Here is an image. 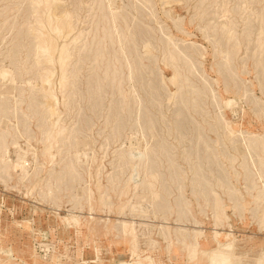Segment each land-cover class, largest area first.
<instances>
[{"label": "rangeland", "instance_id": "1", "mask_svg": "<svg viewBox=\"0 0 264 264\" xmlns=\"http://www.w3.org/2000/svg\"><path fill=\"white\" fill-rule=\"evenodd\" d=\"M33 1L0 0V69L10 70L15 80L0 77V264H207V253L226 241L215 239L214 231L228 230L240 264H254L264 252V180L257 170L259 152L250 156L244 139L264 138V47L259 46L264 0H116V28L108 0H60L50 11L42 4L34 8ZM66 14L72 32L56 37L53 29ZM104 32L108 35L102 37ZM117 34L135 64L132 79H127ZM44 42L52 49L39 56L36 47ZM147 44L151 53L144 51ZM173 44L192 63L194 77L179 63L183 76L167 80L173 75L168 55ZM62 45L72 56L64 87L56 64ZM96 50L105 52L102 58H96ZM47 55L53 62H45ZM46 69L52 71L48 86L55 114L49 111L52 101L44 98ZM225 124L235 131L234 139ZM56 126L66 127V134L56 135ZM48 133L57 137L49 152ZM145 147L152 154L148 165L132 167L129 161ZM18 154L24 157L25 175L13 167ZM145 171L156 177H148L152 188L143 181ZM218 212L223 218L216 222ZM125 225L134 230L129 236ZM193 231L202 233L196 258L188 262L184 244L195 242Z\"/></svg>", "mask_w": 264, "mask_h": 264}, {"label": "bare ground", "instance_id": "2", "mask_svg": "<svg viewBox=\"0 0 264 264\" xmlns=\"http://www.w3.org/2000/svg\"><path fill=\"white\" fill-rule=\"evenodd\" d=\"M31 1V0H30ZM59 1L60 0H35V1H33L32 3H33V6H34V8H37V6L38 5H40V4H42L43 5V7H45V10L46 11H50V10H52L53 8H56L57 6H58V3H59ZM115 1L116 0H108V9H109V12H110V16L111 17H109V18H111V24H113V27H115L116 28V23H115V13L113 12V9H115L116 7L114 6V3H115ZM62 2V1H61ZM31 3V4H32ZM60 4V3H59ZM134 6V5H133ZM146 6V5H145ZM31 7V6H30ZM41 7V6H40ZM102 7V6H101ZM100 7V8H101ZM105 7V6H104ZM136 7V6H135ZM134 7V8H135ZM31 9V8H30ZM57 9V8H56ZM138 9V8H137ZM32 10H33V8H32ZM31 10V11H32ZM33 12V11H32ZM53 12V11H52ZM42 13L44 14V12H43V10H42ZM48 13V12H47ZM50 13V12H49ZM48 13V14H49ZM41 14V13H40ZM52 14H54V13H52ZM70 14V13H69ZM38 15V14H37ZM50 15V14H49ZM57 15V14H56ZM55 15V16H56ZM63 15V14H62ZM261 15V14H260ZM40 16V15H39ZM41 16H43L42 14H41ZM55 16H52L53 18H55ZM45 17V16H44ZM57 17V19H58V16H56ZM60 17H61V15H60ZM104 17V16H103ZM261 17V16H260ZM41 18V17H40ZM51 18V17H50ZM63 18V17H62ZM106 18V17H105ZM259 18V17H258ZM37 19V18H36ZM36 19H35V22H36ZM39 19V18H38ZM43 19V18H42ZM56 19V18H55ZM56 19V20H57ZM64 19V18H63ZM71 18H70V16L68 15V14H66L65 15V19L62 21V22H59V23H57L56 25H55V27H54V32H55V35L54 36H56V34H67V33H69L70 31H71V29L73 28L72 27V25H71V20H70ZM261 19V18H260ZM260 19H258V21L260 20ZM40 20V19H39ZM41 21V20H40ZM46 21V20H45ZM55 21V20H54ZM58 21H60V19L58 20ZM263 21V20H262ZM39 22V21H38ZM44 22V21H43ZM43 22H41L42 24H43ZM49 22H51V21H49ZM53 22V21H52ZM40 23V24H41ZM46 23V22H45ZM55 23H56V21H55ZM40 24H39V26H40ZM50 24V23H49ZM73 24V23H72ZM214 24V23H213ZM261 24V23H260ZM44 25V24H43ZM47 25V27H48V24H46ZM52 25V24H51ZM53 25H54V23H53ZM52 25V26H53ZM229 25V24H228ZM227 25V26H228ZM210 26V25H209ZM208 26V27H209ZM224 26H226L225 24H224ZM46 27V28H47ZM212 27V26H211ZM38 28V27H37ZM39 28H41V27H39ZM49 28V27H48ZM207 28V27H206ZM43 29H45V27L43 28ZM42 29V31H44ZM50 29V28H49ZM49 29H47V30H49ZM51 29V30H52ZM75 29V28H74ZM214 29V28H213ZM212 29V30H213ZM228 29V28H227ZM260 29L261 28H259V31H260ZM35 30V29H34ZM205 30V29H204ZM209 30V29H208ZM37 31V30H36ZM41 31V30H40ZM106 31H108V30H106ZM214 31V30H213ZM261 31H262V29H261ZM260 31V32H261ZM264 31V30H263ZM72 32V31H71ZM79 32V31H78ZM114 32H115V30H114ZM259 32V34H262V33H260ZM47 33V32H46ZM45 33V34H46ZM205 33V32H204ZM264 33V32H263ZM40 34V33H39ZM48 34H50V33H48ZM47 34V35H48ZM71 33H69V35H70ZM111 34V33H110ZM143 34V33H142ZM207 34V33H206ZM51 35V34H50ZM50 35H49V37H50ZM74 35V34H73ZM105 35H108L107 34V32H104V35H102V37H104ZM54 36H52V37H54ZM60 37H62L61 35H59ZM110 36V35H109ZM39 37L40 36H38V42H39ZM43 37H44V35H43ZM43 37H42V40H43ZM45 37H46V35H45ZM51 37V38H52ZM57 37V36H56ZM64 37H67V35L66 36H64ZM111 37H112V35H111ZM237 37H239V36H237ZM259 37H261L260 35H259ZM263 37V36H262ZM71 38V37H70ZM76 38V37H75ZM77 38H79V37H77ZM94 38V37H93ZM110 38V37H109ZM113 38V37H112ZM115 38V37H114ZM172 38V37H171ZM171 38H168L169 40H173V39H171ZM232 38V37H231ZM258 38V37H257ZM41 39V38H40ZM111 39V38H110ZM165 39V38H164ZM234 39V38H233ZM237 39V38H236ZM236 39H234V40H236ZM51 40V39H50ZM53 40V39H52ZM57 39L55 38V41H56ZM64 40H65V38H64ZM93 40V39H92ZM115 40V39H114ZM239 40V39H238ZM49 41V40H48ZM68 41V40H67ZM72 41V38H71V40L69 41V42H71ZM73 41H74V38H73ZM77 41V40H76ZM102 41H104V40H102ZM115 41H117L116 43L117 44H119V48H120V51H121V53H122V60H125V62H126V67H127V69H128V72H129V74H128V78L127 79H132L133 78V73L134 72H137L136 70L134 71V70H132V66H134V65H131V63L128 61V58L130 57H128L127 58V56H128V53L126 54L125 53V47L123 48V41H122V39L120 38V36L117 34V36H116V40ZM115 41H113V42H115ZM48 43L49 42H44V44H42V45H40V43H39V45H37L38 47H36L37 49H38V54L39 53H42V52H46V53H50V49H52L51 47H49V45H48ZM65 43H67V42H65ZM104 43V42H103ZM103 43H101L100 45H98L99 46V49H101V47H102V49H103V47H104V44ZM235 43V42H234ZM238 43V42H237ZM240 43V42H239ZM38 44V43H37ZM69 44V43H68ZM71 44V43H70ZM69 44V45H70ZM73 44H74V42H73ZM115 43H113V45H114ZM56 45H57V42H56ZM59 45V44H58ZM86 45V44H85ZM167 45V44H166ZM236 45V44H235ZM239 45V44H238ZM60 46V45H59ZM68 46V45H67ZM90 46V45H89ZM112 46V45H111ZM151 46V45H150ZM259 46H261L262 48L264 47V40L262 39H259ZM55 47V46H54ZM57 47V46H56ZM61 47V46H60ZM85 47V46H84ZM115 47V46H114ZM152 47V46H151ZM167 47H168V45H167ZM171 46H169V48H170ZM173 50H172V52L171 51H169L170 52V54H168V55H170V63H171V66H172V68H173V75H172V77H170V79H167L168 81L170 80V81H173V82H175V81H178L179 79V77H181V76H183V74H182V72H183V70H181V69H179V63H181L182 64V66L184 65V66H186V70H188L189 72H190V74H191V69H193L194 70V68H193V65H192V63L190 64V65H188L189 64V62H188V60H184L185 59V53H182V51L178 48V46L176 45V44H173ZM69 48V47H68ZM67 48V49H68ZM85 48H87V47H85ZM118 48V49H119ZM126 48H128V47H126ZM130 48V47H129ZM132 48H133V46H132ZM262 48H261V50H262ZM56 49V48H55ZM66 49V50H67ZM116 49V48H115ZM145 50V52H150L151 53V50H150V48H149V45L147 44V45H145V48H144ZM172 49V48H171ZM232 49V48H231ZM260 49V48H259ZM57 50H59V49H57ZM65 50V46H63L62 45V48L60 49V52L58 53L59 55H57L56 57H57V59H56V61H57V65H59L58 66V69H60L59 71H60V76H59V80H58V83L60 84V85H62L63 87H64V85H63V83L66 81V79L68 78V76L66 75V69H67V66L69 65V59L72 57H70V55H69V53L67 54V52H69L68 50L66 51ZM82 50V49H81ZM105 50V49H104ZM133 50V49H132ZM260 50V51H261ZM51 51H53V50H51ZM55 51V50H54ZM53 51V52H54ZM66 51V52H65ZM79 50H77V52H78ZM97 51V50H96ZM116 51V50H115ZM167 51V52H168ZM184 51H187V50H184ZM183 51V52H184ZM233 51V50H232ZM52 52V53H53ZM119 52V51H118ZM117 52V53H118ZM130 52V51H129ZM133 52V51H132ZM131 52V53H132ZM224 52V51H223ZM78 53H80V51L78 52ZM104 51L103 50H98L97 51V56H96V58L97 57H99V58H102V56L104 55ZM120 53V52H119ZM118 53V54H119ZM136 53V52H135ZM187 53V52H186ZM226 53H228L227 52V50H226ZM37 54V53H36ZM54 54V53H53ZM96 54V53H95ZM133 54V53H132ZM144 54H146V53H144ZM219 54V53H218ZM233 54V53H232ZM72 55V54H71ZM117 55V54H116ZM187 55V54H186ZM229 55V54H228ZM230 55H231V53H230ZM255 55V54H254ZM39 56H40V54H39ZM44 56H46V54L44 55ZM118 56H121V54L120 55H118ZM139 56V55H138ZM144 56V55H143ZM188 56V55H187ZM235 56V55H234ZM256 56H258L257 58H259V55H257L256 54ZM262 56V55H261ZM94 57H95V55H94ZM225 57V56H224ZM169 58V57H168ZM230 58H231V56H230ZM234 58V57H233ZM45 59H46V61L45 62H53V59H52V56L50 57V56H48L47 55V57H45ZM55 59V58H54ZM94 59V58H93ZM98 59V58H97ZM118 58H116V59H114V62L117 60ZM235 59V58H234ZM260 59H261V57H260ZM72 60V59H71ZM139 60H141V59H139ZM225 60V59H224ZM223 60V61H224ZM231 60V59H230ZM229 60V61H230ZM95 62H96V60H94ZM99 61H100V59H99ZM102 61V60H101ZM100 61V62H101ZM143 61V60H142ZM169 61V60H168ZM255 61V60H254ZM257 61V60H256ZM38 62V61H37ZM44 62V61H43ZM44 62V63H45ZM55 62V61H54ZM109 62H111V61H109ZM113 62V61H112ZM113 62V63H114ZM119 62V61H118ZM122 62V61H121ZM120 62V63H121ZM232 62V61H231ZM41 63V62H40ZM98 63V62H97ZM108 63V62H107ZM107 63L105 64V65H107ZM122 63H124V61L122 62ZM121 63V64H122ZM139 63V62H138ZM137 63V64H138ZM222 63V62H221ZM226 63V62H225ZM256 63V62H255ZM258 64H261V63H259V62H257ZM47 64V63H46ZM109 64V63H108ZM112 63H110V65H111ZM114 64H116V63H114ZM120 64V65H121ZM141 64H142V62H141ZM229 64V63H228ZM257 64V65H258ZM38 65V64H37ZM97 65H99V64H97ZM118 65H119V63H118ZM118 65H117V67H118ZM220 65H223V64H220ZM107 66H109V65H107ZM107 66H105V67H107ZM140 66V65H139ZM226 66V65H225ZM229 66V65H228ZM231 66V65H230ZM229 66V67H230ZM260 66V65H259ZM262 66V65H261ZM116 67V68H117ZM136 67V66H135ZM142 67H144V66H142ZM223 67V66H222ZM46 68V67H45ZM98 68V67H97ZM115 68V67H114ZM140 69H141V67H139ZM259 68V67H258ZM262 68V67H261ZM264 68V67H263ZM106 69V68H105ZM121 68H119V70H120ZM126 69V70H127ZM134 69V68H133ZM139 69V70H140ZM228 69V68H227ZM230 69V68H229ZM228 69V70H229ZM78 70V69H77ZM118 70V71H119ZM216 70H217V68H216ZM107 71V70H106ZM114 71H115V69H114ZM141 71V70H140ZM260 71H262L263 72V70H260ZM50 72H52V71H48L47 69L45 70V72L43 73V75H42V83H43V85L45 86V85H50V82H52L51 81V79H52V76H51V74L52 73H50ZM127 72V71H126ZM221 72V71H220ZM219 72V73H220ZM229 72V71H228ZM261 72V73H262ZM109 73V72H108ZM115 73V72H114ZM234 73V72H233ZM107 74V73H106ZM110 74V73H109ZM108 74V75H109ZM116 74H117V72H116ZM127 74V73H126ZM185 74H186V71H185ZM187 74H188V72H187ZM189 74V75H190ZM193 74V73H192ZM191 74V75H192ZM229 74V73H228ZM118 75V74H117ZM188 75V76H189ZM194 75V74H193ZM192 75V76H193ZM230 75V74H229ZM232 75V74H231ZM230 75V76H231ZM107 76V75H106ZM138 76V75H137ZM136 76V77H137ZM140 76V75H139ZM191 76V77H192ZM195 76V75H194ZM193 76V77H194ZM197 76V75H196ZM228 76V75H227ZM229 76V77H230ZM0 77L2 78V79H8V81H15L14 79H13V75H12V73H11V71L10 70H7V69H5V68H1L0 69ZM110 77V76H109ZM108 77V78H109ZM135 77V76H134ZM235 77V76H234ZM41 78V77H40ZM138 78V77H137ZM140 78H141V76H140ZM232 78V77H231ZM106 79V78H105ZM189 79V78H188ZM186 77H184V81H187L188 80ZM193 79V78H192ZM234 79V78H233ZM263 79V78H262ZM204 80V79H203ZM259 80H260V78H259ZM41 81V80H40ZM130 81V80H129ZM198 81V80H197ZM196 81V82H197ZM200 81V80H199ZM229 82L231 81V80H228ZM54 82V81H53ZM118 82H120V80L118 81ZM117 82V83H118ZM180 83H181V81H179ZM207 82V81H206ZM259 82V81H258ZM66 83V82H65ZM178 83V82H177ZM191 83V82H190ZM205 83V82H204ZM224 83H225V81H224ZM58 84V85H59ZM120 84H121V82H120ZM184 84H186V83H184ZM203 84V83H202ZM208 84V83H207ZM260 84V83H259ZM27 85V84H26ZM66 85V84H65ZM181 85V84H180ZM183 85V84H182ZM190 85H194L193 83L192 84H190ZM263 85V84H262ZM117 86V85H116ZM185 87V86H184ZM188 87H189V85H188ZM194 87V86H193ZM193 87H190V89H192ZM202 88H204L203 86H201ZM209 87V86H208ZM51 88H52V86H51ZM66 88V87H65ZM68 88V87H67ZM70 88V87H69ZM150 88V87H149ZM177 88V87H176ZM183 88V87H182ZM186 88V87H185ZM195 88V87H194ZM198 88V87H197ZM196 88V89H197ZM43 89V88H42ZM189 89V90H190ZM43 90H45L44 91V98H46L47 99V101L48 100H51L52 101V105H51V109L49 110V111H51L50 113H53V114H55V107H54V101H53V99H54V94H53V92H52V90L50 89V87L48 86V87H45ZM54 90V89H53ZM69 90V89H68ZM178 90H180V89H178ZM188 90V91H189ZM199 90H201V89H199ZM210 90V89H209ZM63 91V90H62ZM149 91V90H148ZM196 91V90H195ZM202 91V90H201ZM204 91V90H203ZM206 91V90H205ZM211 91V90H210ZM127 92V91H126ZM151 92V91H150ZM179 92V91H178ZM187 92V91H186ZM190 92V91H189ZM197 92V91H196ZM196 92H194V93H196ZM63 93H65V92H63ZM175 93H176V91H175ZM174 93V94H175ZM183 93H185V92H183ZM193 93V92H192ZM199 93H200V91H199ZM201 93H203V92H201ZM61 94H62V92H61ZM128 94V93H127ZM149 94H151V93H149ZM190 94H191V92H190ZM189 94V95H190ZM197 94H198V92H197ZM209 94V93H208ZM212 94H213V92H212ZM29 95V94H28ZM65 95V94H64ZM63 95V97H65ZM182 95V94H181ZM188 95V94H187ZM193 95V94H192ZM198 95H200V94H198ZM203 95V94H202ZM42 96H43V94H42ZM138 96V95H137ZM150 96V95H149ZM195 96V95H194ZM205 96V95H204ZM123 98V101L122 102H124L125 103V101H126V99H127V95H126V93H125V95H123L122 96ZM173 97H174V95H173ZM184 97V96H183ZM192 96H190V98H191ZM198 97V96H197ZM196 97V98H197ZM246 97V96H245ZM138 98H139V96H138ZM182 98V97H181ZM180 98V99H181ZM195 98V97H194ZM213 98V97H212ZM171 99V98H170ZM174 99H176L175 97H174ZM185 99V98H184ZM186 99H188V98H186ZM185 99V100H186ZM202 99V98H201ZM133 100H134V98H133ZM142 100V99H141ZM150 100H151V98H150ZM149 100V101H150ZM172 100V102H173V99H171ZM171 100H169V101H171ZM192 100V99H191ZM190 100V101H191ZM181 101H182V99H181ZM188 101V100H187ZM187 101H186V103H187ZM193 101V100H192ZM194 101H196V100H194ZM199 101V100H198ZM138 103H139V101H138ZM137 103V105L139 106V104ZM183 103V102H182ZM194 103H196V102H194ZM193 103V105H194V107H196L195 106V104ZM184 104V103H183ZM182 104V105H183ZM226 104L227 105H230L231 104V101L229 100V101H227L226 102ZM256 104V103H255ZM135 105V104H134ZM181 105V104H180ZM197 105V104H196ZM136 106V105H135ZM137 106V108H139ZM43 107V106H42ZM143 107V106H142ZM184 107V106H183ZM192 107V106H191ZM202 107V106H201ZM262 108V107H261ZM182 109H185V108H182ZM193 108H190L189 110H192ZM202 109V108H201ZM138 110V109H137ZM186 110V109H185ZM184 110V111H185ZM181 111V110H180ZM201 111V110H200ZM255 111V110H254ZM257 111V110H256ZM57 112V111H56ZM60 112V111H59ZM197 112V111H196ZM26 113H27V111H26ZM40 113V112H39ZM49 113V112H48ZM58 113V112H57ZM185 113H188V111L187 112H185ZM191 113V112H190ZM194 113V112H193ZM197 113H199V112H197ZM52 114V115H53ZM59 114V113H58ZM176 116H177V114H175ZM188 115V114H187ZM222 115V114H221ZM256 115H257V112H256ZM57 116V115H56ZM55 116V118H57ZM190 116V115H189ZM223 116V115H222ZM258 116V115H257ZM137 117V116H136ZM182 117V116H181ZM216 117V116H215ZM219 117V116H218ZM217 119H219V118H217ZM222 119V118H221ZM221 119L219 120L220 122H221ZM150 120H151V118H150ZM149 120V121H150ZM56 121H57V119L55 120V123H56ZM60 121V120H59ZM218 121V120H217ZM152 122V121H151ZM59 123V122H58ZM222 123H223V121H222ZM54 124V123H53ZM52 124V125H53ZM60 124H61V122H60ZM63 124V123H62ZM61 124V125H62ZM115 124H117V123H115ZM122 124V123H121ZM138 124V123H137ZM55 125V124H54ZM57 125V124H56ZM60 125V126H61ZM221 125V124H220ZM51 126V125H50ZM140 126V125H139ZM217 126V125H216ZM224 126V125H223ZM174 127V126H173ZM176 127V126H175ZM225 127H226V129H227V133L229 134V137H231V138H233L234 139V137L236 136L235 135V131L230 127V125L229 124H225ZM53 128V127H52ZM52 128H51V131H52ZM56 128H58L57 126H56ZM139 128V127H138ZM143 128V127H142ZM209 128H210V126H209ZM208 128V129H209ZM220 128V127H219ZM222 128V127H221ZM224 128V127H223ZM50 129V128H49ZM152 129V128H151ZM226 129H223V130H226ZM54 130V129H53ZM182 130V129H181ZM214 130V129H213ZM219 130V129H218ZM56 131V130H55ZM73 131V130H72ZM142 131H143V129H142ZM149 131H151V130H149ZM154 131V130H153ZM180 131V130H179ZM67 132H69V131H67ZM76 132V131H75ZM152 132V131H151ZM242 132V131H241ZM63 133V135L64 134H66V127H61V128H58L57 129V131H56V135L57 134H62ZM54 133H52V134H50V133H48L47 134V137H46V140H47V142H48V146H45V148H46V151H50L53 147H52V145H53V141L55 140V139H57V137L56 136H54L53 135ZM252 134V133H251ZM238 135V134H237ZM255 135H257V134H255ZM239 136V135H238ZM242 136V135H241ZM241 136H239V137H241ZM259 136V135H258ZM263 136V135H262ZM261 136V137H262ZM56 137V138H55ZM62 137V136H61ZM152 137V136H151ZM244 137V136H243ZM264 137V136H263ZM63 138V137H62ZM61 138V139H62ZM199 138V137H198ZM230 138V139H231ZM260 137H255L254 135L252 136H247L246 137V139H244V147H246V149L248 150V152H249V154L251 153V151L253 152V154H256V152H259V154H258V157L259 158H257L258 160H259V164L258 165H260V166H258V167H260V169H257L258 170V175H259V177L261 178V179H263L264 180V158H262L261 157V155H260V153H262V154H264V140H262V139H264V138H262V139H259ZM200 139V138H199ZM229 139V140H230ZM60 140V139H59ZM74 140H76V139H74ZM202 140V139H201ZM201 140H200V142H201ZM61 141V140H60ZM197 141V140H196ZM235 141V140H234ZM243 141V140H242ZM59 142V141H58ZM232 142V141H231ZM160 143V142H159ZM243 143V142H242ZM241 143V144H242ZM197 144H199V143H197ZM233 144H234V142H233ZM57 145V144H56ZM73 145H75V144H73ZM158 145V144H157ZM205 145V144H204ZM199 146V145H198ZM233 146V145H232ZM52 147V148H51ZM162 147V146H161ZM157 148V147H156ZM205 148H207L206 146H205ZM54 149V148H53ZM52 149V150H53ZM159 149V148H158ZM161 149V148H160ZM206 150H208V149H206ZM245 150V149H244ZM44 151V150H43ZM45 151V152H46ZM54 151H56V150H54ZM246 151V150H245ZM45 152H43V153H45ZM52 152V151H51ZM56 152H59V150L58 151H56ZM150 152V151H149ZM152 152V151H151ZM122 153V152H121ZM123 153H124V151H123ZM47 154V153H46ZM58 154V153H57ZM56 154V156H58ZM78 154V153H77ZM128 154V153H127ZM126 154V155H127ZM54 155V154H53ZM119 155V154H118ZM122 154H120V156H121ZM125 155V156H126ZM149 154H148V152H147V148L145 147L144 148V150L143 151H141L140 153H138V157H137V159H134V157H132L131 159L132 160H130L129 162L131 163V166L132 167H136L138 164H146L147 163V165H148V158L150 157V155H152V154H150L149 156H148ZM244 155H245V153H244ZM49 156H51L50 155V153H48V157ZM55 156V157H56ZM77 156V155H76ZM124 156V155H123ZM129 156V155H128ZM154 156H156V154L154 153ZM166 156V155H165ZM248 156V155H247ZM250 156H251V154H250ZM255 156V155H254ZM263 156V155H262ZM122 157V156H121ZM127 157V156H126ZM148 157V158H147ZM167 157V156H166ZM253 157V156H252ZM24 157L23 156H21V155H17V158H16V160H15V163H14V165H13V167L16 169V170H20L21 171V173H26V169H25V165H24V162H25V160L23 159ZM52 158H54V156H51V159L50 160H52ZM79 158V157H78ZM118 158H120L119 156H118ZM123 158L124 157H122L121 159L123 160ZM207 158H209L208 156H207ZM213 158V157H212ZM211 158V159H212ZM254 158V157H253ZM120 159V160H121ZM149 159H151V158H149ZM167 159V158H166ZM215 159V158H214ZM213 159V160H214ZM217 159V158H216ZM219 159V158H218ZM49 160V159H48ZM120 160H118V161H120ZM121 160V161H122ZM128 160V159H127ZM207 161H208V159H206ZM221 160H224V158L223 159H221ZM231 160H233V159H231ZM210 161V160H209ZM219 161H220V159H219ZM47 162H49V161H47ZM50 162H52V161H50ZM165 162H166V160H165ZM172 162V161H171ZM170 162V163H171ZM210 162H212V161H210ZM151 163H154V162H151ZM151 163L149 164V166L151 165ZM215 163V162H214ZM258 163V162H257ZM49 164H51V163H49ZM120 164H121V162H120ZM129 164V163H128ZM210 164V163H209ZM124 165V164H123ZM206 165V164H205ZM257 165V164H256ZM199 166V165H198ZM201 166V165H200ZM209 166V165H208ZM207 166V167H208ZM72 167V166H71ZM212 167V166H211ZM145 168H146V165H145ZM67 169H68V167H67ZM199 169V168H198ZM202 169V168H201ZM210 169V168H209ZM145 170V169H144ZM147 170H149V169H147ZM69 171V170H68ZM173 172H174V170H172ZM176 171V170H175ZM201 171V170H200ZM149 172V171H148ZM172 172V173H173ZM169 173H170V171H169ZM197 173H198V171H197ZM196 173V174H197ZM22 174V175H23ZM150 174V173H149ZM148 174V175H149ZM175 174V173H174ZM25 175V174H24ZM147 175V172L145 171V174H144V180H143V178L142 179H140V180H143L146 184H148V186H152V182H151V180L149 181L148 180V177L149 178H151V179H153V180H155L156 179V177H154V176H151V175H149L148 176ZM159 175V174H158ZM170 175V174H169ZM195 175V174H194ZM255 175H256V173H255ZM157 176V175H156ZM173 176V175H172ZM196 176V175H195ZM158 177V176H157ZM177 178V177H176ZM199 178V177H198ZM197 178V179H198ZM254 178H255V176H254ZM161 179V178H160ZM170 179V178H169ZM171 179H172V177H171ZM57 180H58V178H57ZM128 181H129V179H127ZM139 180V181H140ZM162 180V179H161ZM160 180V181H161ZM223 180V179H222ZM251 180H252V178H251ZM138 181V182H139ZM159 181V182H160ZM227 181V180H226ZM225 181V182H226ZM229 181V180H228ZM253 181V180H252ZM255 181V180H254ZM253 181V182H254ZM260 181V180H259ZM56 182H58V181H56ZM59 182H60V180H59ZM141 182V181H140ZM154 182V181H153ZM170 182H171V180H170ZM223 182V181H222ZM263 182V181H262ZM141 183H143V182H141ZM169 183V182H168ZM208 183V182H207ZM227 183V182H226ZM264 183V182H263ZM56 184V183H55ZM58 184V183H57ZM137 184V183H136ZM223 184V183H222ZM138 185V184H137ZM141 185V184H140ZM204 185V184H203ZM227 185H228V183H227ZM262 185V184H261ZM55 187H56V185H54ZM144 186V185H143ZM146 186V185H145ZM148 186L146 187V189L148 188ZM163 186V185H162ZM161 185H160V187H162ZM165 186V185H164ZM205 186H207L208 188H209V186H208V184L207 185H205ZM220 186H221V184H220ZM229 186V185H228ZM228 186H226L228 189H229V187ZM133 187H134V189H135V184L133 185ZM142 187V186H141ZM141 187H139V188H141ZM149 187V188H150ZM206 187V188H207ZM225 187V186H224ZM232 186H230V189H232L231 188ZM254 187V186H253ZM138 188V187H137ZM139 188H138V190H139ZM145 188V187H144ZM144 188H143V190H144ZM152 188V187H151ZM150 188V189H151ZM204 189V187H201L200 189ZM205 188V189H206ZM145 189V190H146ZM203 189L201 190V191H203ZM141 190H142V188H141ZM144 190V191H145ZM149 190V189H148ZM206 190H208V189H206ZM232 191H233V189H232ZM235 191V190H234ZM260 191V190H259ZM200 192V191H199ZM229 192H230V190H229ZM264 192V184H263V188H262V190L260 191V193H263ZM50 193V192H49ZM149 193V192H148ZM152 193V192H151ZM150 193V194H151ZM198 193V192H197ZM203 193V192H202ZM202 193H200V194H202ZM232 193V192H231ZM233 194V193H232ZM235 194H236V192H235ZM152 195H153V193H152ZM151 195V196H152ZM257 195V194H256ZM145 196V195H144ZM148 196H150V195H148ZM150 196V197H151ZM197 196H198V194H197ZM201 196V195H200ZM230 196V195H229ZM240 196V195H239ZM260 196V195H259ZM262 196V195H261ZM260 196V197H261ZM149 197V198H150ZM233 197V196H232ZM231 196H230V198H232ZM256 197H258V196H256ZM263 197H264V195H263ZM152 199H153V197H152ZM154 199H155V197H154ZM236 199L237 198H235V201H236ZM258 199V198H257ZM259 200H261V199H259ZM234 201V200H233ZM261 201H263V200H261ZM104 202V201H103ZM155 202V201H154ZM105 203V202H104ZM151 203V202H150ZM216 203V202H215ZM76 204V203H75ZM75 204H74V206H75ZM127 204H129L128 202H127ZM153 204V203H152ZM151 204V205H152ZM221 204V203H220ZM102 205H104V204H102ZM106 205V204H105ZM141 205V204H140ZM150 205V208L151 207H153V206H151ZM59 206V205H58ZM139 206V205H138ZM148 206V205H147ZM104 207V206H103ZM132 207V206H131ZM136 207V206H135ZM134 207V208H135ZM144 207V206H143ZM215 207H216V204H215ZM218 207V206H217ZM220 207V206H219ZM75 208V207H74ZM138 208V207H137ZM153 208H156L155 206L153 207ZM142 209V208H141ZM140 209V210H141ZM144 209H146V208H144ZM161 209V208H160ZM160 209H158L157 211H159ZM215 210H218V209H216V208H214ZM221 209V208H220ZM219 209V210H220ZM235 209V208H234ZM122 210V209H121ZM135 211H136V209H134ZM263 210V209H262ZM130 211H131V208H130ZM138 211H139V209H138ZM149 211V210H148ZM156 211V212H157ZM161 211V210H160ZM123 212V211H122ZM142 212H144V211H142ZM141 212V213H142ZM162 212H163V210H162ZM119 213V212H118ZM263 213H264V210H263ZM144 214V213H143ZM160 214V213H159ZM70 215V214H69ZM125 215V214H124ZM137 215V214H136ZM135 215V216H136ZM139 215H141V214H139ZM152 215V214H151ZM185 215V214H184ZM215 215V214H214ZM132 216V215H131ZM169 216V215H168ZM178 216V215H177ZM261 216H262V212H261ZM70 217V216H69ZM78 217V216H77ZM76 217V218H77ZM125 217V216H124ZM145 217V216H144ZM151 217V216H150ZM156 217H158V216H156ZM160 217V216H159ZM161 217H162V215H161ZM180 217V216H179ZM215 217V216H214ZM264 217V216H263ZM73 218V217H72ZM135 218V217H134ZM137 218V217H136ZM164 218V217H163ZM223 218V212H218L217 214H216V219H214L215 221L217 220V221H220L221 219ZM224 218H226L227 219V216H225ZM261 218V217H260ZM78 219V218H77ZM178 219V218H177ZM183 219V218H182ZM124 220V219H123ZM163 220V219H162ZM179 220V219H178ZM185 220V219H184ZM263 220V219H262ZM216 221V222H217ZM224 221V220H223ZM65 222V221H64ZM132 222V221H131ZM176 222V221H175ZM196 222V221H195ZM226 222V221H225ZM257 222H258V220H257ZM260 222H261V219H260ZM121 224H122V222H120ZM124 223V222H123ZM134 223V222H133ZM140 223V222H139ZM193 223H194V221H193ZM259 223V222H258ZM261 223H263V221L261 222ZM71 224V223H70ZM128 224V223H127ZM126 224V225H127ZM131 224V223H130ZM143 224V223H142ZM199 223H197V225H198ZM260 224V223H259ZM124 225V224H123ZM124 226L127 230H128V236H129V233L130 234H132V231H134L133 229H131V227H127V226ZM139 225H141V224H139ZM149 225V224H148ZM152 225V224H151ZM132 226V225H131ZM134 226V225H133ZM137 226V225H136ZM142 226H144L145 227V224L144 225H142ZM154 226V225H153ZM162 226V225H161ZM227 226H228V224H227ZM259 226V225H258ZM263 226V225H262ZM122 227V226H121ZM121 227H120V229H121ZM138 227V226H137ZM179 227V226H178ZM220 227H221V225H220ZM230 227V226H229ZM133 228V227H132ZM139 228V227H138ZM168 227H166V229H167ZM122 229H124V228H122ZM129 229H131V231H129ZM142 229V228H141ZM141 229H139L140 231H141ZM161 229V228H160ZM164 229V231H165V228H163ZM177 229V228H176ZM137 230V229H136ZM135 230V231H136ZM145 230V229H144ZM148 230H149V228H148ZM178 230V229H177ZM192 230V229H191ZM125 231L126 230H124L123 232L125 233ZM161 231V230H160ZM167 231V230H166ZM165 231V232H166ZM200 231V230H199ZM199 231H193L194 233H193V235H194V238H195V242H192V244H187V243H185L184 245L185 246H187V248H188V250H187V248L185 247V249L188 251L187 253V261L188 262H193L194 260H195V258H196V254H197V245H198V242H197V239H198V237H199V235L202 233V232H199ZM122 232V233H123ZM178 232V231H177ZM180 232V231H179ZM184 232V231H183ZM138 233V232H137ZM136 233V234H137ZM142 233H144V232H142ZM160 233H162V232H160ZM141 234V233H140ZM167 234V233H166ZM182 234V233H181ZM180 234V235H181ZM127 235V234H126ZM139 235V234H138ZM164 235V234H163ZM141 236V235H140ZM149 236H150V234H149ZM132 237V236H131ZM163 237V236H162ZM181 237H183V236H181ZM214 237H215V239L216 238H218V237H223V238H225L226 239V241H224V242H220V241H218V243H217V247L216 248H214V249H212V250H210L208 253H207V264H240V262H241V258H240V256H236L234 253H235V251H233L234 250V242H235V239H234V237H233V235H232V233H231V230H228L227 232H219V231H214ZM147 238V237H146ZM164 238V237H163ZM185 237H183V239H184ZM186 238H187V236H186ZM192 238V237H191ZM200 238V237H199ZM134 240H135V238H133ZM177 239V238H176ZM132 240V239H131ZM149 240H151V239H149ZM185 240V239H184ZM193 240V239H192ZM192 240H190V241H192ZM180 241H181V239H180ZM134 242V241H133ZM179 242V241H178ZM183 242V241H182ZM181 242V243H182ZM189 242V241H188ZM155 243V242H154ZM153 243V244H154ZM136 244H137V242H136ZM183 244V243H182ZM133 245V244H132ZM151 245V244H150ZM155 245V244H154ZM183 245V246H184ZM150 247V246H149ZM135 248V247H134ZM169 248V247H168ZM167 248V249H168ZM135 249H137V248H135ZM153 249H154V247H153ZM159 249V248H158ZM203 252V251H202ZM201 253V252H200ZM205 253V252H204ZM203 253H201V255H202ZM242 254V253H241ZM260 254H262L256 261H255V263L254 264H264V252L262 253H260ZM203 255H205V254H203ZM148 257V256H147ZM152 259V258H151ZM97 260H98V258H97ZM147 260H148V258H147ZM136 263H137V261H136ZM122 264V263H121Z\"/></svg>", "mask_w": 264, "mask_h": 264}]
</instances>
